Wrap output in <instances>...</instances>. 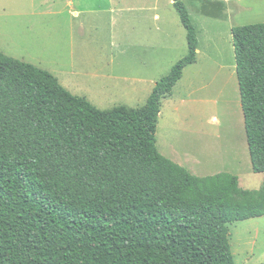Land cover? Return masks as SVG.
<instances>
[{
    "label": "trees",
    "instance_id": "obj_1",
    "mask_svg": "<svg viewBox=\"0 0 264 264\" xmlns=\"http://www.w3.org/2000/svg\"><path fill=\"white\" fill-rule=\"evenodd\" d=\"M188 54L146 104L101 111L50 72L0 51V264H237L228 225L264 217V184L197 177L157 148L161 105L197 62L198 32L172 0ZM253 170L264 173V23L232 29Z\"/></svg>",
    "mask_w": 264,
    "mask_h": 264
},
{
    "label": "crops",
    "instance_id": "obj_2",
    "mask_svg": "<svg viewBox=\"0 0 264 264\" xmlns=\"http://www.w3.org/2000/svg\"><path fill=\"white\" fill-rule=\"evenodd\" d=\"M84 1L64 0L69 12H41L39 15L56 19L65 15L71 35L85 32L90 21L96 17L107 19L111 29L110 55L91 54L89 47H83L82 57L77 62L76 48L71 44L67 46L62 38H56L58 27L36 29L42 40L55 41L51 43V55L45 59L35 58L34 61V57L19 59L52 73L59 82L60 78L81 76L87 83L96 84L97 89L107 96H117L118 107L144 106L156 83L188 54L185 28L176 18H168L167 14L155 10L152 5L136 0V6L130 11L128 38L118 32V0H101L98 5H83ZM211 1L219 13L209 18L226 22L231 36L232 29L241 26L234 23L235 18L254 12L264 14V0ZM201 59L199 43L197 62L184 70L171 97L162 101L156 133L158 151L197 177L227 173L238 179L244 191H258L264 184V173L256 174L251 162L236 60L232 65L223 63L220 67H213L215 71L209 70L211 74L203 86L207 93L197 100L194 82L189 85V80L200 67ZM79 65L82 70L77 71ZM226 71H229L227 76L224 74ZM219 81L222 87L218 89L216 85ZM65 88L68 90V87ZM74 88L77 89L75 85ZM188 98L190 115L187 114L186 122L181 124L179 115L182 116ZM87 100L95 105L91 99ZM197 104L216 106V112L207 118L206 127L195 126L193 107ZM166 112L171 113L170 118L165 116Z\"/></svg>",
    "mask_w": 264,
    "mask_h": 264
},
{
    "label": "rangeland",
    "instance_id": "obj_3",
    "mask_svg": "<svg viewBox=\"0 0 264 264\" xmlns=\"http://www.w3.org/2000/svg\"><path fill=\"white\" fill-rule=\"evenodd\" d=\"M144 5H152L155 10L162 14H167L168 18H176L180 22L172 0H140ZM187 6L192 23L197 28L198 40L201 47L202 59L201 65L190 76L189 85L194 82L196 89L195 98L199 100L204 97L207 91L203 90L206 80L209 79L213 67H220L221 64L232 65L235 63L234 49L232 45V36L228 31V24L221 20L209 18L214 15L217 9L212 5L211 0H181ZM101 0H85L83 5H98ZM136 0H118V32L120 35L129 38L131 8L136 6ZM121 9V11H119ZM67 11V4L64 0H0V51L8 56L15 58L34 57L45 59L51 55L53 41L42 40L41 35L36 29H56L65 44L73 45L76 48V61L82 57L83 47H89L91 54L110 55L111 49V29L107 19L90 21L85 32L70 34V27L67 24L65 15L56 19L51 16H41L39 13ZM120 12V13H119ZM121 12H123L121 14ZM235 24L241 26L264 23V14L258 12L246 15L243 18L233 20ZM55 23H61L60 26ZM71 42V43H70ZM52 43V44H51ZM16 58V59H17ZM21 60V59H19ZM76 68L82 70L81 65ZM107 70V68H106ZM211 70V71H209ZM110 71V69H108ZM215 71V70H214ZM229 71L224 72L227 76ZM60 83L75 96L87 97L95 103V107L101 111H107L118 107V97H109L94 83H87L86 79L81 76L60 78ZM74 85L77 89L74 88ZM222 87L219 81L216 87ZM187 104L180 116V123L186 122V115L189 113L190 99L186 100ZM216 106L213 105H195L193 107L196 127L205 125L209 115L216 112ZM189 109V110H188ZM190 115V114H188ZM166 117L170 118L171 113L166 112ZM161 140V138H160ZM230 231V244L232 253L237 264H264V217L252 219L245 222H239L228 225Z\"/></svg>",
    "mask_w": 264,
    "mask_h": 264
}]
</instances>
